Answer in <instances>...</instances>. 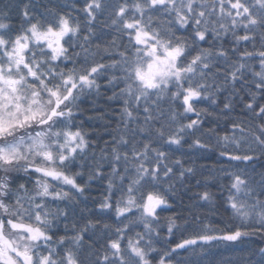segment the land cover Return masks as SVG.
<instances>
[{
  "label": "snow or ice",
  "instance_id": "6c2138e0",
  "mask_svg": "<svg viewBox=\"0 0 264 264\" xmlns=\"http://www.w3.org/2000/svg\"><path fill=\"white\" fill-rule=\"evenodd\" d=\"M102 87L119 123L97 151L77 114ZM207 119L216 127L205 130ZM185 144L221 158L196 181L192 207L207 213L162 223L197 175L176 155ZM93 181L107 182L104 193L76 220ZM255 235L264 237V0L0 7V264H216L210 249ZM250 256L259 258L240 264H264V247Z\"/></svg>",
  "mask_w": 264,
  "mask_h": 264
},
{
  "label": "trees",
  "instance_id": "16d2710c",
  "mask_svg": "<svg viewBox=\"0 0 264 264\" xmlns=\"http://www.w3.org/2000/svg\"><path fill=\"white\" fill-rule=\"evenodd\" d=\"M8 0H0V7L3 4L7 3ZM61 4L68 3L69 0H59ZM12 15L15 17L16 9H12ZM99 27V26H98ZM105 31H108L105 29ZM103 84L104 81L101 80ZM110 92H107L103 87L100 90L99 95L93 94L92 96H87L83 98L81 104V112L77 114V122L82 123L84 130L90 133V138L98 145L97 151L99 148L104 147V141L111 140L113 136L117 135L115 129L119 123L118 114H119V102L110 101L106 97L110 95ZM222 106V105H221ZM199 107H207V104L199 105ZM211 111V109H209ZM103 116V119H98V116ZM235 115V113H234ZM193 118H195L193 116ZM220 127L217 131L223 135L222 129L225 127V121H219ZM208 127H216L212 123L211 119H207L204 125L206 130ZM201 135V133H197ZM205 142L215 144V138H209L206 134L201 136ZM181 152L186 153L182 158L187 162V164L193 166L197 170V175L190 177L188 180L187 188H181L180 194L176 197H173V208L171 210L161 213L162 223L163 217L173 216V215H187L188 210L200 213L202 216L207 213V208H198L192 207L196 201L194 199V194L198 191H202L203 188L196 185L197 180L203 181V177L208 175V169L219 164L221 158L218 157L216 152L209 151L207 153H201L195 148L189 149L188 144H185L182 149H180L176 155H180ZM259 168V165L257 166ZM106 181H93L92 186L89 188L88 193H86L88 199L82 200L79 208L76 209L77 215L74 219L79 220L80 210L84 209V215L88 214L89 209H93L94 205L92 203L93 198L99 199L104 193L106 187ZM211 191H216L215 188H211ZM204 203V202H201ZM223 226V225H221ZM59 231L61 234L64 232V224L59 225ZM166 235V227L161 229V236ZM264 247V237L259 235L250 236L244 239L243 243L225 246L224 244L219 245L210 249L208 259H211L220 264L221 261L226 259H231L234 264H240L242 260L252 259L256 260L259 257L250 256V253L256 251L258 248Z\"/></svg>",
  "mask_w": 264,
  "mask_h": 264
}]
</instances>
